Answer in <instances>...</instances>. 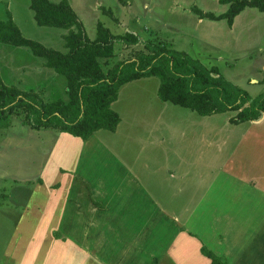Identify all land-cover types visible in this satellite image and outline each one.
Here are the masks:
<instances>
[{
  "label": "rangeland",
  "instance_id": "rangeland-1",
  "mask_svg": "<svg viewBox=\"0 0 264 264\" xmlns=\"http://www.w3.org/2000/svg\"><path fill=\"white\" fill-rule=\"evenodd\" d=\"M49 1L59 3L62 0ZM67 1L90 40L97 38L99 25L112 35L132 33L142 42L158 39L171 44L177 51L186 52L207 68H216L220 76L251 98L264 95V11L246 9L235 18L231 28L226 21L207 18L201 21L202 18L193 12L197 8L203 14H222L228 6L221 4V0ZM31 2L0 0V22L11 18L24 39L66 53L65 36L70 30L39 25ZM141 49V44L127 46L117 42L114 56L103 60L105 70L133 58ZM0 76L6 86L39 93L45 102L67 99L66 78L48 68L46 60L35 55L30 47L0 42ZM160 83V78L151 77L124 87L119 102L113 106L123 116V125L116 133L105 130L96 133L92 159L78 162L76 169L68 155L77 154L74 137L63 138V134L51 128L35 129L22 122V115L0 120V204L16 203L19 212H26L36 189L33 184H39L43 178L45 186L62 184L59 200L66 199L68 191L67 208L70 201L77 200L83 208V218L88 220L95 213L103 217L91 206L86 193V183L92 186L94 182L100 185L97 199L111 207L118 231L121 229L125 234L112 239L115 252L123 251L126 257L120 264H144L143 259H149L144 255L149 254V243L153 254L152 245L156 240L161 249L165 240L170 239L161 223L163 218L166 224L182 219L184 223L186 219L187 226L203 238L202 229L208 225L215 228L218 220L223 222L221 227L231 245V259L224 256L223 259L229 264H246L238 255H243L240 235L247 232V239L256 238L264 223L257 224L250 217L264 216V206L258 203V208L250 212L244 209L249 206L237 205L235 201H244L242 192L249 201L264 198L263 193L257 195V188L264 189V116L260 121L240 125L230 123L235 112L202 117L189 109L162 102L157 94ZM59 167L73 170L81 181H70L68 175L58 171ZM214 181H217L215 185ZM235 184L241 192L234 189ZM197 193H200L201 208L191 203L192 196L196 198ZM216 193L222 209L208 208L213 205ZM233 193L236 198H232ZM162 204L168 216L165 214L160 220L155 209ZM255 210L258 211L256 217L251 216ZM213 211L225 215L217 219ZM150 216L152 226L147 224ZM246 216L247 222L242 220ZM229 217L242 220L244 224L237 228L229 222ZM112 225L115 232L117 226ZM110 226L111 221L103 224L105 228ZM133 226L135 234L144 233L146 229L151 231L152 238L147 235L146 246L144 240L134 239L127 233ZM177 227L179 229L180 225ZM181 230H187L186 226ZM190 234L193 237V233ZM181 238L172 257L174 261L211 264L198 248L201 241L186 236ZM44 244L40 241L41 247ZM136 244L142 247L138 250L140 260L133 252ZM220 250L214 249L219 255ZM102 255L109 257L108 252ZM155 255L153 262L160 264V254Z\"/></svg>",
  "mask_w": 264,
  "mask_h": 264
},
{
  "label": "trees",
  "instance_id": "trees-1",
  "mask_svg": "<svg viewBox=\"0 0 264 264\" xmlns=\"http://www.w3.org/2000/svg\"><path fill=\"white\" fill-rule=\"evenodd\" d=\"M221 4L228 9L219 15L203 14L197 8L193 12L202 19L226 21L232 27L235 18L246 9L264 11V0H221ZM31 9L39 25L70 30L65 36L67 52L24 39L11 18L0 22V42L30 47L35 55L44 58L48 68L66 78L67 99L45 102L39 93L6 86L0 76V120L22 115V122L35 129L51 128L86 141L101 130L115 132L121 117L112 105L121 88L151 77L161 80L158 97L162 102L199 116L235 112L230 119L233 125L257 122L264 116V95L251 98L220 76L216 68H207L167 42H142L132 33L112 35L102 25L97 38L90 40L67 0H32ZM117 42L127 46L141 44L142 49L133 58L105 70L103 60L114 56ZM201 252L212 264H228L205 245Z\"/></svg>",
  "mask_w": 264,
  "mask_h": 264
},
{
  "label": "crops",
  "instance_id": "crops-1",
  "mask_svg": "<svg viewBox=\"0 0 264 264\" xmlns=\"http://www.w3.org/2000/svg\"><path fill=\"white\" fill-rule=\"evenodd\" d=\"M202 20L203 19H201V21ZM126 85L121 88L119 97L117 101L113 103L112 108L116 103L119 102ZM120 117L121 123L117 127L116 131L112 133H116L123 125L124 118L121 115ZM127 125H129V123H127ZM96 133L86 141L76 137L72 139L75 140L74 142H77V146L74 150L77 154L70 153L68 155L70 156L69 160L71 161L72 165L75 166V169L78 162H83L87 158H90V160L92 159L93 155L91 154V150L95 145L94 140H96ZM61 134L64 135L63 138H73V136H65L69 134ZM158 143H161V141H158ZM200 145L198 148H201ZM185 157H187V155H185ZM58 171L61 174L68 175L70 181H81V178L73 170H69L66 167H59ZM169 172L172 171L169 170ZM263 180H261V182H263ZM216 183L217 181H214V185ZM33 185V187L36 186V189L33 191L30 204L26 207V212H19V205L16 203H5L4 205L0 204V264H120L126 258L123 251L120 253L115 252L116 246L115 243L112 242V239H115L116 237L121 238L125 234L121 232V229L118 231V226L111 216V207L104 204V201L97 199L96 194L100 189V185L98 186L93 182V185L91 186L87 182L86 185L88 190L86 189V193H88L91 201L90 204H92V207L94 206V210L96 208L99 213L104 215L103 217H107L108 219H103L102 216L95 213L90 216V219L88 220L82 217V215H84L82 211L83 208L79 201H70L71 204L69 208H67V200L69 199L68 191L66 199H58L63 192L61 183H56L53 185L49 184L48 186H45L44 180L41 178L39 184ZM108 189L109 188H107V191ZM234 189H237L241 192L240 187L236 184ZM263 190L264 189L261 190L257 188V195L260 193L264 194ZM243 191L245 190L243 189ZM199 197L200 193L196 194V198H194L193 195L191 203L194 204V206H199L198 208H201L202 206L198 200ZM241 197L245 198L244 201L242 203L235 201V204H246L249 206L244 208L245 211L249 210L251 212L250 209L258 208L256 206L258 203L264 206V198L259 199L256 197V202L254 198L249 201L248 196H246L243 192ZM215 198L216 199L213 201V205L209 206L208 208H221V201L218 193H216ZM232 198H236L235 193H233ZM157 208L155 209L156 217L159 216L160 220H162V218L165 217V214H168L166 206L162 204ZM164 209H166V211ZM256 211L257 210H255L253 214L250 215L256 217V214L258 213V211ZM219 213L220 211L217 214H215L213 211V216L219 219L225 215ZM203 215H205L206 218L209 217L207 214ZM151 218L152 217L150 216L147 224H151L152 226ZM209 218H211V215ZM250 218L252 221L253 219L257 221V224L260 223V221L264 223V216L262 215H257L256 219L252 217ZM228 219L231 220L229 222L237 228L242 227L244 224L241 223L242 220L246 219V222L249 220L247 216L244 217L240 222L239 220H233V218L230 217ZM145 220H147V218ZM106 221H111V226L109 228L103 227V224L106 223ZM182 221L183 219L179 220L178 222L175 220L174 223L169 222L166 224V219L163 218L161 223H164V229H167L169 232L170 239L165 240L164 244L161 245V249L157 247L156 240L152 245V249H155L153 250V254L151 250V244L149 243V247L147 249L149 250V254H144L146 257L149 256V259H143L145 260L144 264H146V262L149 264H155L153 262V258L156 257V253H158V256L160 254V264H180L178 260L174 261L172 257L175 254V249L178 247L177 242L179 243L180 240H183L181 238L182 236L197 238L199 241H201L202 244H198L200 252L202 246L205 245L206 247H209L210 250L212 249V251L224 262L227 261L223 259V256L228 260L231 259V245L229 244L226 232L221 227L224 225L223 222L218 220L217 226L215 228H210V225H208L206 228L202 229V233L204 234L203 238L200 236V233H197L195 230L187 226L186 219L184 223H181ZM112 224L117 226V230L115 232ZM248 224L252 225V222L249 221ZM178 225H180L179 229L177 227ZM184 226H186L187 230L182 231L181 227L184 228ZM259 228L260 229L258 230L254 240L247 239V232H244L243 235H240V238H242L240 244L243 255H240L239 253L238 255L239 258L242 256L241 259L246 262V264H248L250 261L251 264H264V245H262V241L264 240L263 224L260 225ZM248 229L250 228H247V230ZM150 232V230L146 229V232L144 233L137 232V234H135L134 226L127 230V233L132 238L144 240L145 246L147 242V235L152 238V236H150ZM190 232L193 233V237L190 236ZM236 236L238 238V233ZM40 241L45 242L42 247L40 245ZM140 249H142V247L139 244H136V247L133 250V252L138 255V260L141 258V253L138 251ZM214 249L227 250H220L219 255L214 251ZM156 250L159 252H155ZM102 252H108L109 257L102 255ZM227 252L229 254H227ZM105 258L108 260L105 261ZM205 258L208 259L207 257ZM208 260L211 262L210 259ZM227 263L229 264V262ZM199 264L207 263L203 262Z\"/></svg>",
  "mask_w": 264,
  "mask_h": 264
}]
</instances>
